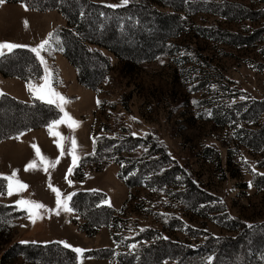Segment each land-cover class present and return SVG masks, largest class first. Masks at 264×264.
<instances>
[{
  "label": "rangeland",
  "instance_id": "1",
  "mask_svg": "<svg viewBox=\"0 0 264 264\" xmlns=\"http://www.w3.org/2000/svg\"><path fill=\"white\" fill-rule=\"evenodd\" d=\"M90 1L112 7L143 2L175 16L181 28L164 32L163 48L154 42L153 52L135 64L129 52L121 61L89 45L108 63L90 88L76 80L74 67L51 40L41 52L44 65L31 51L55 27H65L57 10L0 0V43L21 45L11 56L16 49L27 50L39 66L38 76L29 59L23 70L30 76L0 74V86L20 96L1 87L0 95L19 103H47L26 86L42 84L47 68L49 83L70 101L64 110L79 122L74 130L66 123L53 128L67 138L58 149V137L47 128L63 116L55 104L53 109L41 106L35 121H14L6 100L0 99V174L17 170L18 179L28 185L12 196L5 187L0 195L1 205L14 206L0 209V264H216L217 252L208 245L212 240L264 224V0ZM160 32L149 19L134 33L122 36L120 31L117 39L147 52L151 47L137 33L154 40ZM12 60L3 69L12 71ZM73 138L78 166L65 179ZM34 145L47 161L59 163L45 172ZM33 160L35 170L25 171ZM49 184L63 197L87 192L93 208H110L107 222L86 233L89 221L70 200L71 212L41 210L44 218L32 223L15 202L31 200L55 209ZM86 200L80 206L74 200L75 206L84 208ZM252 241L255 248L264 245V232ZM27 242L49 247L29 254L19 247Z\"/></svg>",
  "mask_w": 264,
  "mask_h": 264
},
{
  "label": "trees",
  "instance_id": "2",
  "mask_svg": "<svg viewBox=\"0 0 264 264\" xmlns=\"http://www.w3.org/2000/svg\"><path fill=\"white\" fill-rule=\"evenodd\" d=\"M5 2H22L26 6L44 10V9H55L61 14L65 20V27L59 28L55 27L52 30L53 37L51 43L53 47L58 50L66 60L74 67L76 80L85 87H94L99 83L102 74L104 73L105 66H107V61L103 56L100 55L99 49H90L89 45H94L99 48H104L113 54L118 60H123L127 57L129 52V62L135 64L136 61L144 59L146 56L153 52V43L158 42L163 48V33L174 34L181 28V22L174 16L165 15L153 7H149L148 4L143 2H128L123 6H110L101 3H95L90 0H1ZM147 3V2H146ZM152 19L161 30L159 34L155 37L156 39H148L145 35H140L137 33L139 38L144 41L148 47H151L149 51L142 52L136 49V47H130L121 43L117 38L119 35L125 36V32H136L139 25L142 22H147ZM149 28V25H146ZM120 31L122 34H120ZM132 33V34H133ZM131 34V35H132ZM58 41V42H57ZM160 50V47H158ZM13 56L10 52L0 57V74L2 76L17 75L19 77H28L30 73L23 70L24 60L29 59L30 64L36 68V73L34 76L39 74V66L35 63V59L32 53L23 50H14ZM158 51V50H156ZM26 56L23 57L22 56ZM132 55V57L130 56ZM13 57H17L15 62H13ZM93 58L94 63L89 59ZM8 60L10 62L9 68L13 69L8 71V69H3V63L5 64ZM97 63V64H96ZM101 64L104 65L103 72L101 70ZM94 66V67H91ZM22 67V68H21ZM99 67V68H98ZM17 70V71H15ZM0 99H5L4 101L8 108L11 109L12 120L16 121L18 118L27 117L28 120L35 121L39 113H43V108H54L52 104L45 102H35V103H19L14 99L7 98L6 95L1 94ZM1 101V100H0ZM56 113L58 111H55ZM48 118V119H53ZM261 130L264 134V124L261 126ZM119 176L123 177L122 173L119 172ZM126 185H128L126 180H123ZM5 183V181H4ZM139 183V182H138ZM129 186V185H128ZM195 190V189H194ZM87 192H76L70 201V206L79 213L85 215L89 221L88 230L86 233L92 234L93 230L102 223L107 222L109 217L110 208H93L92 202H88L86 198ZM74 200L77 205H82L85 200L87 201L84 208H77L75 206ZM88 204V205H87ZM12 205H1L0 209L3 210L13 209ZM86 208L89 214L83 212L82 210ZM108 208V209H107ZM22 214V210L18 211V215ZM89 215V216H88ZM7 219V218H6ZM84 231V229H82ZM252 231V230H251ZM249 231L246 226L241 227L238 230L236 236L231 238L226 237L225 239L214 241L212 240L208 245L211 248H215L217 252V263L216 264H264V245H259L257 247L253 245L252 237L259 231L264 232V224L257 226L253 232ZM166 240L159 242L158 246H162ZM215 242V243H214ZM52 244V243H51ZM20 245V244H19ZM19 246L21 249L25 250L27 253L31 254L37 252V254H42L48 245L27 242ZM55 245L60 249H65L62 245ZM51 246V245H50ZM151 247V246H149ZM70 254V258H73V254L66 250Z\"/></svg>",
  "mask_w": 264,
  "mask_h": 264
},
{
  "label": "snow or ice",
  "instance_id": "3",
  "mask_svg": "<svg viewBox=\"0 0 264 264\" xmlns=\"http://www.w3.org/2000/svg\"><path fill=\"white\" fill-rule=\"evenodd\" d=\"M27 10V9H26ZM54 34L50 33L49 37L46 38L41 42L39 46L36 48L31 49V51L35 54L36 58L39 60L41 65H44L45 61L43 57L41 56V52L45 50L49 43L50 40L52 39ZM58 42V41H57ZM22 47L21 45L17 44H12V43H7L3 42L0 43V56L5 55L4 50L7 49L8 52H11L13 49ZM51 73L48 71L47 68H45V75L42 77L43 83L40 85H33L29 83L26 85L28 87V90L38 99L45 100L48 104H55V106L59 109L61 113H63V116L60 119L52 121L48 126V131L50 135H56L58 137L57 140V148L62 149V143L61 141L66 140V137L61 136L58 132H53V128L56 126H59L62 123H66L67 126L74 130L75 127L79 126V122L75 121L69 113H67L64 110V105L67 103H70V101L62 96L60 93L56 92L54 90V87L49 83ZM99 101H97V104L99 105ZM135 119V118H132ZM135 135V134H133ZM72 147L69 150V155L72 157V165L69 167L68 172L65 174V179H67V176L70 175L73 172V169L78 166V157L76 155V147L77 143L76 140L73 138L71 140ZM35 149V154L36 157L42 162L45 163L46 166L43 168L45 172L48 171L49 167H55L56 163H59V159L55 162L47 161V158L44 157L40 150L36 148V146H33ZM36 166V161H30L27 165H25V171H30V170H35ZM4 181H7V184L5 185ZM69 185L71 186V181H68ZM7 188V195L12 196L14 194H17L23 190H26L28 185L23 183L18 179V172L17 170H13L12 174L9 176H5L3 174H0V195H4V188ZM50 190L55 194L56 200L55 204L56 207L55 209H49L46 205L36 202V201H31V200H17L15 203L18 207L23 208L28 212V218L31 220L32 223H35L37 219H43V215L41 214V210L45 212H53L56 215L60 214V211H66V212H71L72 208L69 207V201L71 200V196L74 194H69L66 197L62 196V193L60 190L51 184H49ZM64 243V246L66 248L71 247L68 245L66 242H61ZM78 254H82L84 250L76 248L73 249Z\"/></svg>",
  "mask_w": 264,
  "mask_h": 264
},
{
  "label": "crops",
  "instance_id": "4",
  "mask_svg": "<svg viewBox=\"0 0 264 264\" xmlns=\"http://www.w3.org/2000/svg\"><path fill=\"white\" fill-rule=\"evenodd\" d=\"M16 84V83H15ZM1 88H2V90H3V92H6V93H8V94H10V95H12V96H20V95H17V94H15V93H12V92H10V91H8L7 89H5V88H3V86H0ZM2 90H1V92H2Z\"/></svg>",
  "mask_w": 264,
  "mask_h": 264
}]
</instances>
